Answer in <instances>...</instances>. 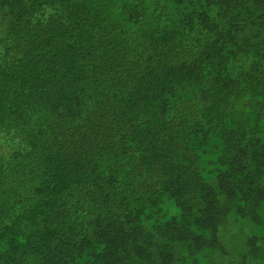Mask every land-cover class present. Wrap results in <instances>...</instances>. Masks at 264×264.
I'll use <instances>...</instances> for the list:
<instances>
[{
  "label": "trees",
  "instance_id": "1",
  "mask_svg": "<svg viewBox=\"0 0 264 264\" xmlns=\"http://www.w3.org/2000/svg\"><path fill=\"white\" fill-rule=\"evenodd\" d=\"M1 145L0 264H264V0H0Z\"/></svg>",
  "mask_w": 264,
  "mask_h": 264
},
{
  "label": "rangeland",
  "instance_id": "2",
  "mask_svg": "<svg viewBox=\"0 0 264 264\" xmlns=\"http://www.w3.org/2000/svg\"><path fill=\"white\" fill-rule=\"evenodd\" d=\"M10 140H11V139H10ZM8 148H9V147H8L7 145H3V146L1 145V146H0V151H1V152H6Z\"/></svg>",
  "mask_w": 264,
  "mask_h": 264
}]
</instances>
